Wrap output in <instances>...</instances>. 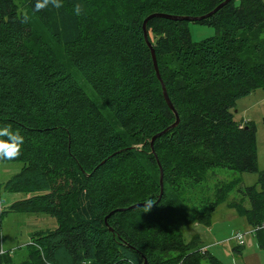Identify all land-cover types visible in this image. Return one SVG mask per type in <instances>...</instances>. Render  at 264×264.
Instances as JSON below:
<instances>
[{"label": "trees", "instance_id": "trees-1", "mask_svg": "<svg viewBox=\"0 0 264 264\" xmlns=\"http://www.w3.org/2000/svg\"><path fill=\"white\" fill-rule=\"evenodd\" d=\"M35 3L0 0V128L24 136L21 155L0 163L24 164L4 184L26 195L9 210L58 225L19 262L0 236V264H222L199 236L186 242L183 228L210 226L234 182L192 207L185 190L215 168L259 171L257 126L232 109L264 89V0H62L42 11ZM156 13L173 17L150 18L146 31L178 118L145 39ZM190 23L215 34L194 41ZM241 192L250 206L230 205L264 251V173Z\"/></svg>", "mask_w": 264, "mask_h": 264}, {"label": "rangeland", "instance_id": "rangeland-1", "mask_svg": "<svg viewBox=\"0 0 264 264\" xmlns=\"http://www.w3.org/2000/svg\"><path fill=\"white\" fill-rule=\"evenodd\" d=\"M239 2V0H237ZM190 32L194 41H200L215 34L211 26L190 23ZM48 36L45 38L47 40ZM57 47V46H56ZM59 48V47H58ZM89 94L92 90L86 86ZM237 121L250 120L257 126L258 145V172H239L228 168H215L210 171L207 181L198 187L188 186L185 190L189 194L188 204L192 207L194 202L201 198H215V193L224 184L234 182V187L226 198L221 201L212 215L210 226L194 221L183 228L186 242L199 236L198 247L209 250L222 264H264V251L258 246L253 235V228L246 219L239 215L230 205L232 202H243L249 207V201L241 192L247 186L256 185L259 177L264 173V89H259L236 102L232 109ZM147 141L133 144V147L142 149ZM24 167L23 162L0 163V236L4 237V249L12 252L15 262L22 261L28 254L29 243L35 236L43 231L53 230L58 222L55 217L44 213H26L10 211L9 207L18 200L26 197L23 192L8 191L4 184L18 174ZM235 181H239L235 185ZM241 233L244 245L238 244L237 236ZM241 246V251L234 249ZM203 264H210L207 260Z\"/></svg>", "mask_w": 264, "mask_h": 264}, {"label": "clouds", "instance_id": "clouds-1", "mask_svg": "<svg viewBox=\"0 0 264 264\" xmlns=\"http://www.w3.org/2000/svg\"><path fill=\"white\" fill-rule=\"evenodd\" d=\"M49 6L60 9L62 0H36L35 11H42ZM82 12V4L77 3L74 6V13L79 16ZM28 18L25 17V21ZM24 144V136L19 131L13 130L11 126L0 128V159H14L21 155ZM150 207L151 205H147Z\"/></svg>", "mask_w": 264, "mask_h": 264}, {"label": "water", "instance_id": "water-1", "mask_svg": "<svg viewBox=\"0 0 264 264\" xmlns=\"http://www.w3.org/2000/svg\"><path fill=\"white\" fill-rule=\"evenodd\" d=\"M228 1H230V0H226V2H228ZM220 6H221V5H220ZM217 9H218V8H216L215 10H217ZM213 12H214V11H213ZM211 14H212V13H209L208 15H205V16H202V17H174V18H176V19H182V20H186V21H198V20H201V19H203V18H205V17H207V16H209V15H211ZM155 16H165V17H168V18H170V19L173 18V17L170 16V15L160 14V13L153 14V15H151L150 17H148V18L145 20V22H144V29H145V39H146V41H147L149 47L151 48V52H152V56H153V60H154V64H155V68H156V71H157V75H158L159 79H160L161 82H162V86H163V91H164L165 99H166V101H167L169 107L175 112V114H176V116H177V118H178V114H177V112H176V110H175V108H174V106H173V104H172V102H171V100H170V98H169V96H168V93H167V90H166L165 84H164V82L162 81V78H161V76H160V72H159V69H158V64H157V59H156L155 50H154L153 45L151 44V42H150L149 39H148V34H147V31H146V25H147L148 20H149L150 18H152V17H155ZM177 124H178V120L176 121L175 124L172 125V127H173V126H176ZM160 135H161V134H157V135H155V136L151 139L150 145H151L153 151H154V148H153V146H154V142H155V140H156ZM162 171H163V170L161 169L160 182H161V189H162V191H163V172H162Z\"/></svg>", "mask_w": 264, "mask_h": 264}, {"label": "built area", "instance_id": "built-area-1", "mask_svg": "<svg viewBox=\"0 0 264 264\" xmlns=\"http://www.w3.org/2000/svg\"><path fill=\"white\" fill-rule=\"evenodd\" d=\"M246 123H247V121H243V124H246ZM237 239H238L239 245H244V238H243V235L241 233L238 234Z\"/></svg>", "mask_w": 264, "mask_h": 264}, {"label": "crops", "instance_id": "crops-1", "mask_svg": "<svg viewBox=\"0 0 264 264\" xmlns=\"http://www.w3.org/2000/svg\"><path fill=\"white\" fill-rule=\"evenodd\" d=\"M243 121H246V120H243ZM243 121H242V122H243ZM249 121H250V120H247V122H249Z\"/></svg>", "mask_w": 264, "mask_h": 264}]
</instances>
